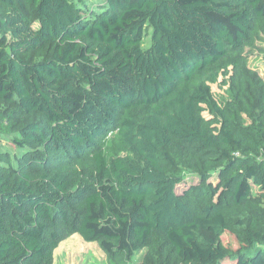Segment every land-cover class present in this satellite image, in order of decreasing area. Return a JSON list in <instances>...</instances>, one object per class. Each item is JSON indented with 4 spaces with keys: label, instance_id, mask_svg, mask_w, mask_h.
I'll list each match as a JSON object with an SVG mask.
<instances>
[{
    "label": "trees",
    "instance_id": "trees-1",
    "mask_svg": "<svg viewBox=\"0 0 264 264\" xmlns=\"http://www.w3.org/2000/svg\"><path fill=\"white\" fill-rule=\"evenodd\" d=\"M102 1L0 0V101L20 119L0 264H54L76 234L114 264H264V81L249 125L213 91L243 82L264 0ZM165 162L199 185L179 195Z\"/></svg>",
    "mask_w": 264,
    "mask_h": 264
},
{
    "label": "rangeland",
    "instance_id": "rangeland-1",
    "mask_svg": "<svg viewBox=\"0 0 264 264\" xmlns=\"http://www.w3.org/2000/svg\"><path fill=\"white\" fill-rule=\"evenodd\" d=\"M89 8L100 13V7L104 4L102 0H87ZM3 8L0 6V14ZM144 41V47H150L151 31ZM260 47L248 59V71L243 75V82L234 84H217L213 86V91L220 103L229 109L232 118L239 122L240 120L245 125L251 124V113L257 106V101L261 93V87L264 81V41L258 43ZM43 55L34 58L35 61L41 60ZM13 107L5 102L0 101V115L3 116V121L0 122V127L8 132H4L0 141V148L4 152L13 153V147L10 144L9 132L16 129L20 125V119L15 116ZM111 150H114L113 144L110 145ZM129 152L124 150L120 155H129ZM165 167L169 171H173L181 175L184 179L183 183L177 187V193L183 195L185 191L191 187L199 185L201 179L198 174L193 172L188 167L178 162L170 165L165 162ZM217 180V175H213L212 181ZM255 195L258 196V191L255 190ZM260 203L264 205V200L260 199ZM235 221L247 218V215L241 210L234 214ZM226 245L236 248V240L231 235H226L223 238ZM147 262L149 264H159L155 259L148 255V249L135 254L130 264L138 262ZM55 264H114L108 260L106 255L100 249L97 243H90L76 234L65 240L57 250ZM225 264H234L227 261Z\"/></svg>",
    "mask_w": 264,
    "mask_h": 264
},
{
    "label": "crops",
    "instance_id": "crops-1",
    "mask_svg": "<svg viewBox=\"0 0 264 264\" xmlns=\"http://www.w3.org/2000/svg\"><path fill=\"white\" fill-rule=\"evenodd\" d=\"M56 253H57V251H56ZM56 253H55V259H56ZM54 264H55V261H54Z\"/></svg>",
    "mask_w": 264,
    "mask_h": 264
}]
</instances>
